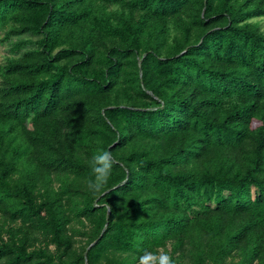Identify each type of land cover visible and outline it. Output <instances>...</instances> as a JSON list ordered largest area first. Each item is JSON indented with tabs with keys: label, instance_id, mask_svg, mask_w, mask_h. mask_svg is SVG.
Wrapping results in <instances>:
<instances>
[{
	"label": "trees",
	"instance_id": "trees-1",
	"mask_svg": "<svg viewBox=\"0 0 264 264\" xmlns=\"http://www.w3.org/2000/svg\"><path fill=\"white\" fill-rule=\"evenodd\" d=\"M94 1L0 0V264H264V0Z\"/></svg>",
	"mask_w": 264,
	"mask_h": 264
},
{
	"label": "rangeland",
	"instance_id": "rangeland-1",
	"mask_svg": "<svg viewBox=\"0 0 264 264\" xmlns=\"http://www.w3.org/2000/svg\"><path fill=\"white\" fill-rule=\"evenodd\" d=\"M242 2V0H238V3L240 4ZM94 6H95V10L96 12L99 14L103 13H122L126 15L128 10L126 9L125 6L122 5H111V4H105L104 2H102L101 0H95L94 1ZM139 15H137L136 17L138 18ZM248 23H251L253 25H255L258 29V31L260 33L264 34V18L262 17H258V18H253L250 19L248 21ZM12 29V25L11 24H0V68L7 65L8 61H10L11 59L17 58L19 57V54H15L11 51V45L15 42L18 41L19 38L22 39H29V36H10L9 39H6V34L10 32V30ZM174 35H176V32L173 31L171 33V37H173ZM33 39V38H32ZM171 41V38L169 40V43ZM109 44V43H108ZM56 52V51H54ZM2 82V78H0V83ZM198 167V166H196ZM23 176V173L20 172L17 175H14L13 178L14 179H19L20 177ZM53 187H56L57 184L53 183L52 185ZM1 221V220H0ZM70 229L74 230L75 232L79 233V234H83V235H90L91 233V229L88 226V224H82L80 222H74L69 226ZM74 240H75V247L76 249L79 251L81 250L83 247H85L86 243L88 242V238L83 237V236H78L75 235L74 236ZM49 250L53 251L54 248L49 246ZM125 256H121V258H124ZM165 257H169V258H178L179 255L177 253H173V249H172V245L168 244L166 245L165 248H159L156 250L155 253L152 254H148L142 258H140L137 262V264H163V260ZM237 260V258L231 257L228 259L227 263H232L235 262Z\"/></svg>",
	"mask_w": 264,
	"mask_h": 264
},
{
	"label": "clouds",
	"instance_id": "clouds-1",
	"mask_svg": "<svg viewBox=\"0 0 264 264\" xmlns=\"http://www.w3.org/2000/svg\"><path fill=\"white\" fill-rule=\"evenodd\" d=\"M163 264H172L171 259L169 257H165L163 260Z\"/></svg>",
	"mask_w": 264,
	"mask_h": 264
}]
</instances>
